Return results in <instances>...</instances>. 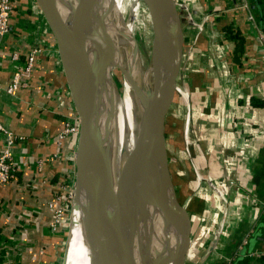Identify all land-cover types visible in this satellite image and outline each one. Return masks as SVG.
<instances>
[{
	"label": "crops",
	"instance_id": "0c3cea01",
	"mask_svg": "<svg viewBox=\"0 0 264 264\" xmlns=\"http://www.w3.org/2000/svg\"><path fill=\"white\" fill-rule=\"evenodd\" d=\"M179 2L206 24L192 35L182 22L185 50L187 35L193 46V63L185 52L181 80L190 91L194 145L186 150L187 104L178 96L177 130L170 136L177 197L191 224L184 264H222L239 248L230 264L245 257L257 264L264 255V0H245L248 12L236 0ZM11 6V31L0 38V83L7 86L27 55L39 52L25 86L13 96L0 93V121L17 137L13 179L0 184V264H58L66 221L52 229L53 202L59 196L67 206L64 189L72 184L78 138L61 134L78 121L47 23L33 0H11ZM242 248L252 252L240 256Z\"/></svg>",
	"mask_w": 264,
	"mask_h": 264
},
{
	"label": "water",
	"instance_id": "95a60500",
	"mask_svg": "<svg viewBox=\"0 0 264 264\" xmlns=\"http://www.w3.org/2000/svg\"><path fill=\"white\" fill-rule=\"evenodd\" d=\"M33 1L56 40L64 79L77 116L78 138L73 159L68 217L76 201L80 209L84 240L91 251L90 264H169L175 240L173 264H184L190 244L191 224L187 211L177 197L178 160L170 138L175 136L177 130L174 111L185 55L183 19L176 1L141 0L152 21L154 55L151 70L154 85L140 89L131 77L133 70L130 73H125L119 67L110 70L111 91L118 93L116 90L120 86L122 92L124 81H128L134 95L139 98L142 114L137 146L123 168L118 184L109 179L103 166L105 139L110 133L112 113L109 102L111 92L101 89V84L115 58L114 44L102 25L98 28L96 25L92 26L90 21L86 23L85 8L91 0H78L73 13L67 17H62L58 10V5L65 6L62 0ZM235 5L242 7L243 0H236ZM99 15L102 17L103 14ZM139 38H133L137 43L134 51L135 62ZM90 40L103 44L102 54L98 56L96 67L91 70L85 51V44ZM114 69L123 72L116 90ZM174 142L176 145L175 139ZM154 144L157 145L156 151ZM145 148L146 155H153L160 169L157 186L152 194L141 193L142 195L134 199H126L136 154ZM123 199V208L126 207L123 212L129 218L124 227L119 221ZM129 203H134L131 207L135 205L131 210L127 207ZM146 213L151 221L145 225L149 232L143 240L145 242H142V248L135 249L132 245L133 236ZM158 220L162 237L157 234ZM68 239L67 221V241L62 264L67 259ZM154 243L160 248L153 249ZM235 252L237 254V251L231 252L222 264H229ZM251 252L250 249H243L240 256Z\"/></svg>",
	"mask_w": 264,
	"mask_h": 264
},
{
	"label": "bare ground",
	"instance_id": "6f19581e",
	"mask_svg": "<svg viewBox=\"0 0 264 264\" xmlns=\"http://www.w3.org/2000/svg\"><path fill=\"white\" fill-rule=\"evenodd\" d=\"M65 2V6H59L58 10L62 17H67L72 14L75 7L77 6L78 0H62ZM103 14L102 17L99 14ZM130 17V20L127 18ZM142 18L150 19L147 8L141 2V0H91L88 6L85 8V21H90L91 25H99L104 27L103 29L111 39L116 50V56L108 69L107 76H105L103 88L109 90L111 96L109 102L111 105V123H110V133L105 139L106 151L104 153L103 166L106 170L109 179L118 184L123 168L125 167L128 159L132 155L134 149L137 146L139 140V133L141 128L142 114L139 98H136L133 93V89L128 83L124 81L122 92L114 93L111 91V73L110 70L115 67L122 68L125 73L132 71L135 63V50L137 43L134 41V37H139L141 30L138 29L139 20ZM143 21V22H144ZM143 24V23H142ZM145 28L151 29L150 25H146ZM151 47H150V60L153 58V33L151 34ZM103 44L100 41L90 40L85 44L86 57L89 61V70L96 67V62L98 61V56L102 54ZM118 53V55H117ZM118 60V61H117ZM148 60V59H147ZM148 68L143 76L139 77L136 74H132L131 77L134 79L136 85L140 89H145L148 82L151 86L154 85L153 72ZM139 120L138 123L134 122ZM157 130V135L160 138V132ZM159 141V140H158ZM155 151L157 145L154 144ZM147 149L139 150L136 154V163L133 170L132 177L128 186V193L126 199H134L142 195L141 193L147 194L157 186V182L160 176V169L156 164V158L152 155L151 157L147 153ZM143 194V196H145ZM134 203H129L127 206L130 210L135 206L130 205ZM124 199L121 202V212H120V225L124 227L128 222L129 218L125 212H123ZM150 214V208L148 209ZM146 213L145 218H143L139 224L137 233L133 236V247L142 248V242L147 234L148 229L145 225L150 221V217ZM81 214L78 207V203L74 201L71 210V222L69 227V240L70 245L68 249V259L65 264H90V248L84 240V234L81 228L80 222ZM151 223V221L149 222ZM158 225L157 234L161 235V226L159 220L156 223ZM176 240L173 242V254L171 255V260L169 264H173L174 255L176 252ZM137 246V247H136ZM153 249H159V245L154 243L152 245Z\"/></svg>",
	"mask_w": 264,
	"mask_h": 264
},
{
	"label": "built area",
	"instance_id": "2783aa9c",
	"mask_svg": "<svg viewBox=\"0 0 264 264\" xmlns=\"http://www.w3.org/2000/svg\"><path fill=\"white\" fill-rule=\"evenodd\" d=\"M242 9L246 10L248 12L249 6L246 4L245 0H243V6L241 7ZM177 9L178 12L183 20L184 18H191L192 14L190 13L189 8L187 7V4L184 2L178 3L177 4ZM11 11H12V6H11V0H0V38L4 37L5 35L9 34L11 31L10 28V17H11ZM189 11V12H188ZM208 17H205V21L208 20ZM249 21L254 23L253 17L249 14L248 16ZM192 24H194V21H192ZM196 26V24H195ZM198 29L201 30V26L197 25ZM37 49H33L29 55L26 57V64L23 70L17 71L13 74L12 79L8 83L7 86H3L0 83V93L4 92L8 95H15L22 87L25 86V81L24 78L28 76L34 65V60L36 55L38 54ZM14 58H17V55H14ZM181 82V80H180ZM179 82V83H180ZM177 96L181 98H185L186 100L189 98L190 94L186 91L184 85L178 84L177 86ZM187 104V102H186ZM189 128H190V117H189V105L187 104V114L186 118L184 121V126H183V140L184 144L189 143ZM72 134H78V126L77 124H67L64 130L62 131L63 136L65 135H72ZM0 135L2 136V145L0 148V184H5L8 183L10 180L13 179L14 176V164H13V148L16 144L17 137L16 135L7 129L2 122L0 121ZM187 150V147H186ZM187 152V151H186ZM189 156V153L187 154ZM197 179L201 181L200 177L197 176ZM208 183H210L208 181ZM66 193H69V200H70V191L71 187H67L64 189ZM68 200V201H69ZM54 204L57 203L58 205L54 208V220L52 223V229L55 230L58 228L61 224V221L63 218L65 219L67 216V221H68V209L64 208L62 199L58 196L55 198V201L53 202ZM62 203V205H61ZM53 204V207H54ZM67 211V215H66ZM220 231L217 232L215 236V244L218 241ZM239 248L237 250V254L240 253ZM243 249V248H242ZM232 261V260H231ZM231 263V262H230ZM229 263V264H230Z\"/></svg>",
	"mask_w": 264,
	"mask_h": 264
},
{
	"label": "rangeland",
	"instance_id": "374dc122",
	"mask_svg": "<svg viewBox=\"0 0 264 264\" xmlns=\"http://www.w3.org/2000/svg\"><path fill=\"white\" fill-rule=\"evenodd\" d=\"M176 3H177V0H176ZM179 3H181V2H179ZM185 3V2H184ZM178 4V3H177ZM187 7H188V5H187ZM189 8V7H188ZM250 9V8H249ZM190 10V9H189ZM189 12V11H188ZM192 11H190V13H191ZM192 14V13H191ZM253 17V16H252ZM127 18L130 20V17H128V15H127ZM185 20V22H186V24H185V26L187 27L186 29H189V32L190 31H192V35H194L195 33H196V35H198V34H202V32L204 31V28H205V25L206 24H200V23H198V21L199 20H195V18L193 17V15H192V17L191 18H184ZM253 20H254V17H253ZM144 20L142 19V18H140V20H139V25L137 26V28L138 29H142L141 31L143 32V33H141L140 34V38H139V40H138V47H137V56H136V62H135V67H134V69H133V73L134 74H136L137 76H139V75H141V76H143V74L145 73V76H146V71H148L147 69L148 68H150V64H151V61H149L150 60V47H151V38L152 37H150L151 36V34H152V32H151V29H148V28H145V25H144V22H145V24L148 26V25H150L151 26V28H152V21H151V18L150 19H145V21L143 22ZM192 21H194V24H192ZM205 22H207V21H205L204 20V23ZM255 22V21H254ZM143 23V24H142ZM195 24H196V26H195ZM197 25H200L201 26V30L200 29H198V27H197ZM187 34H189V33H187ZM187 44H186V50H185V52H186V57H185V60L187 61V64L188 63H193V46H191L192 44H190V40H189V38L191 37V35H190V37L187 35ZM196 37V36H195ZM188 40H189V42H188ZM117 55H118V53H117ZM115 56H116V50H115ZM148 59V60H147ZM118 61V60H117ZM115 67V66H114ZM118 67V66H117ZM120 68V67H119ZM113 73H114V89L116 90L117 88H116V86H118L119 84H120V82H121V73H123L122 72V70H120V69H114L113 70ZM141 76H139V77H141ZM186 78L184 77V78H182V80H181V82L179 83V86L181 85H184V87H185V89H186V91L190 94V91H189V89H188V87H187V82H186ZM147 83V86H149L150 84L148 83V82H146ZM151 86V85H150ZM146 87V86H145ZM116 91H121V88H120V86L118 87V90H116ZM116 93V92H115ZM135 96V95H134ZM113 97H115V94L113 93ZM136 97V96H135ZM180 98V97H179ZM180 100L186 105V102H187V104L188 105H190V96H189V98L186 100L185 98H182V96H181V98H180ZM140 107H141V103H140ZM185 114V113H184ZM186 116V115H185ZM184 116V119H183V126H184V121H185V117ZM139 122V120L137 119L135 122H134V124L135 123H138ZM190 125H191V123H190ZM194 145V143H193V139L191 138V134H190V139H189V143L186 145L185 144V147H187V149H189V150H191V147ZM186 153H189V151L188 152H186V150L184 149L183 150V156L185 155V157L187 158V156H186ZM187 160H190V161H193V157L192 156H190V154H189V156H188V158H187ZM192 165H193V163H192ZM65 195H67V199H66V205H68V208H69V204H67V203H69V193H66ZM183 200V199H182ZM61 205H62V203H61ZM72 207H73V205H72ZM72 207H71V210H72ZM183 207V206H182ZM65 209H68L67 207H64ZM184 208V207H183ZM185 209V208H184ZM71 210H70V213H69V217H68V232H69V225H70V222H71ZM66 215H67V211H66ZM65 220H67V216H66V218H65ZM65 225H66V229L64 230L65 232H64V234H65V236H64V240H63V243H62V248H60V249H62V252H60V254H61V257H59L58 258V264H62V261H63V255H64V248H65V244H66V241H67V223H64ZM61 225V224H60ZM216 234V233H215ZM70 239V238H69ZM68 239V246H67V251H66V253H67V259H68V249H69V245H70V240ZM67 259H66V262H67ZM65 262V263H66Z\"/></svg>",
	"mask_w": 264,
	"mask_h": 264
},
{
	"label": "trees",
	"instance_id": "16d2710c",
	"mask_svg": "<svg viewBox=\"0 0 264 264\" xmlns=\"http://www.w3.org/2000/svg\"><path fill=\"white\" fill-rule=\"evenodd\" d=\"M226 30H227V32L230 31L229 28H227ZM67 207H68V205H67ZM233 264H251V261L248 259V257H245V258L236 260ZM257 264H264V255L259 256V258L257 259Z\"/></svg>",
	"mask_w": 264,
	"mask_h": 264
},
{
	"label": "flooded vegetation",
	"instance_id": "af4514ba",
	"mask_svg": "<svg viewBox=\"0 0 264 264\" xmlns=\"http://www.w3.org/2000/svg\"><path fill=\"white\" fill-rule=\"evenodd\" d=\"M183 131V130H182ZM182 136H183V132H182ZM198 176V175H197ZM201 179V178H200Z\"/></svg>",
	"mask_w": 264,
	"mask_h": 264
}]
</instances>
